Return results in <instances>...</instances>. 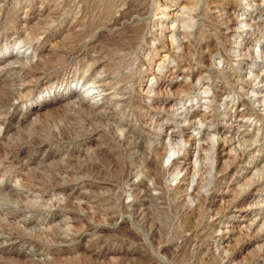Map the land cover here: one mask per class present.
Here are the masks:
<instances>
[{"label": "rangeland", "instance_id": "obj_1", "mask_svg": "<svg viewBox=\"0 0 264 264\" xmlns=\"http://www.w3.org/2000/svg\"><path fill=\"white\" fill-rule=\"evenodd\" d=\"M0 264H264V0H0Z\"/></svg>", "mask_w": 264, "mask_h": 264}, {"label": "bare ground", "instance_id": "obj_2", "mask_svg": "<svg viewBox=\"0 0 264 264\" xmlns=\"http://www.w3.org/2000/svg\"><path fill=\"white\" fill-rule=\"evenodd\" d=\"M12 66V65H11ZM10 67V66H9ZM8 68V67H7ZM175 135V134H174ZM170 138V137H169ZM172 138V137H171ZM173 140V139H172ZM171 141V140H170ZM173 142V141H172ZM175 143H177V142H175ZM158 155H159V153H158ZM156 157V156H155ZM159 157V156H158ZM161 157V156H160ZM143 200V199H142ZM263 214V213H262ZM263 236V235H262ZM260 238V237H259Z\"/></svg>", "mask_w": 264, "mask_h": 264}]
</instances>
